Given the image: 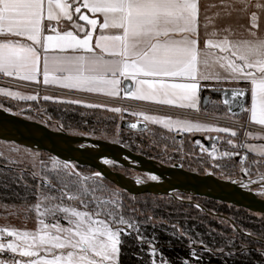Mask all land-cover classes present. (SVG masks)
<instances>
[{
    "label": "snow or ice",
    "instance_id": "obj_1",
    "mask_svg": "<svg viewBox=\"0 0 264 264\" xmlns=\"http://www.w3.org/2000/svg\"><path fill=\"white\" fill-rule=\"evenodd\" d=\"M77 3L78 6H74ZM236 4L243 6L240 11H247L251 0H232V3L220 0L218 5L208 7L221 9L215 13V18H222L231 16L232 11L236 10ZM255 7L261 9L264 5L257 3ZM82 8L96 18L81 14ZM74 14H79L78 19L86 21L92 30L85 31L81 24L75 23ZM64 18L73 22V27L83 33V38L72 30L61 32L51 23L48 30L54 34L44 35L45 21H55L59 25ZM199 18L200 0H0V73L13 76L21 71L34 70L39 60L37 46L45 51L70 50L72 54L53 57L51 69L45 57V84L49 82L48 72L51 70L60 74L56 78L64 81L65 87L89 92L107 91L109 95H118L117 85L121 81L117 77L127 78L131 74L143 78L137 79L135 92L129 88L124 90L126 96L174 105L175 100L171 97L179 95L181 100L188 101L179 104V107L196 109L197 81L221 79L217 71L219 68L228 74L224 78L251 84V120L264 126V38L256 36L255 29L259 27L257 13L252 12L250 16L248 31L253 38L242 40L232 39L233 33L229 27L217 30L214 17L205 13L203 27L207 38L203 49L199 47ZM210 26L213 30L208 32ZM97 28L100 34L96 35L93 42ZM18 38H26L31 43H22ZM214 49H218L219 53L214 52ZM177 77L192 82H166L168 78ZM20 78L32 80L34 76L26 74ZM233 92L243 95V90ZM224 103L229 101L225 100ZM111 110L121 111L119 108ZM144 119L156 123H165L166 120V127L171 128L174 123L188 132L194 128L201 131L206 127L186 120L173 122L170 117L158 119L145 115ZM215 130L230 131L228 128ZM231 135L236 136L237 133L232 131ZM260 155L264 156V152ZM62 167L69 169L72 166L65 163ZM151 179L157 177L152 176ZM260 179L264 181V175ZM43 185L50 191L59 192L60 196L41 193L40 201L29 210H36L41 217H55L63 212V218L70 226L64 227L58 223L48 225L41 219L42 235L0 228V233L7 232L10 237L18 236L22 241H32L26 246H18L13 242L6 245L0 243V253L7 249L29 258L14 259L13 264H117L123 229L113 228L111 224H126L128 228H132V224L122 215L117 216L114 209L109 210L108 201H100L99 197L92 195L98 189L90 191V186H84L79 180L61 178V186L57 187L45 178ZM68 187L76 190L68 198L79 199L83 210L61 207ZM45 203L48 206L40 211ZM89 205H94L92 211L88 210ZM108 217H113V220L109 221ZM55 250H59V254ZM41 252L45 255H41ZM0 264H5V261L0 259Z\"/></svg>",
    "mask_w": 264,
    "mask_h": 264
},
{
    "label": "rangeland",
    "instance_id": "obj_2",
    "mask_svg": "<svg viewBox=\"0 0 264 264\" xmlns=\"http://www.w3.org/2000/svg\"><path fill=\"white\" fill-rule=\"evenodd\" d=\"M5 88V86H0V107L10 112L42 122L55 130H64L72 134L100 138L122 143L123 145L129 144L138 151L144 152L146 156L158 159L165 164L175 165V163H179L181 167L194 172L210 174L240 183L246 189L254 191L264 198V181L260 179L264 175V156L260 155L261 152H264V139L253 137V134L249 132L252 127L251 124L249 130L231 128L229 133H224L215 130L222 128L215 121L170 117L173 122L186 120L192 124H200L206 127L201 131H196L194 128L193 131L188 132L174 123L171 128L166 127V120L165 123H156L152 120L144 119L148 123L149 128L146 131L136 132L123 129L121 122L127 119L135 120L137 115H141L143 118L147 115L158 119L169 117H161L149 113L140 114L144 113L140 112L143 111L142 109H134L137 112L130 113L129 110H124L122 107L99 101L67 100L40 95L39 93L32 95L35 99H21L18 95H8L10 92ZM45 97H48V99H45ZM72 101H78V103H72ZM88 105H100L101 107H88ZM214 106L218 109H227V107L222 106L220 98ZM114 108H119L121 111H112L111 109ZM60 109L69 110L77 120L67 123L63 118L53 115L52 112ZM224 116H227L225 118L226 121L235 119L234 115L229 113ZM240 118L243 120L248 119L245 115ZM232 131H235L237 135L232 136ZM178 132H182L183 135H179ZM214 134H219L220 142L213 143L210 148L201 140V136H198L203 135L205 138H210ZM245 134H247L246 139H244ZM228 141H232V143H228ZM225 153L229 155L226 156ZM104 161H109L107 163L108 166L127 176L153 180L151 177L154 175L141 173L113 160L104 159ZM65 163L72 167L69 169L63 168L62 166ZM10 166L17 168L19 170L18 173L14 171L8 172L5 169H0V173L10 176L14 181H18L19 183L16 186L21 183V187L33 199L27 201L29 200V195H27L24 201L19 204L0 202V228H6L9 231L17 230L20 233L27 231L42 235L43 226L39 222L41 219L48 225L58 223L64 227L70 226L67 220L63 218L65 216L63 212L58 213L55 217L48 215L41 217L36 210H29L40 201L41 193L60 196L59 192L50 191L44 187L43 180L45 178L57 187L61 186V178H70V181L79 180L84 186H90V191L93 188L98 189L92 195L99 197L100 201H108L107 207L109 210L114 209L117 216L122 215L126 221L132 224V228H128L126 224H111L113 228L119 227L123 229V232L134 230V224H137V219L133 216V213L138 216L148 214L152 217L153 204L160 201L171 209L175 207L184 211H200L210 213L216 217H222L226 225L230 223L238 229L240 228V221L254 222L253 216L257 218L264 216L262 213L252 211L245 213L238 206L221 205L220 201L214 204L204 196H195L180 191L163 194L164 196L131 193L106 179L90 166L62 160L48 151L38 150L32 146L0 139V167L7 168ZM245 169H247V172H245ZM20 171L28 172L29 175L27 176L30 177L29 184L19 179ZM96 174L99 175L97 176ZM75 191L71 187L65 189L67 194L63 198L61 207L69 206L83 210L79 199L72 200L68 198ZM180 202L192 205V207L182 209ZM47 206V203H45L40 211H43L44 207ZM93 209L94 205H89L88 210L92 211ZM217 210H222L226 213ZM152 218L158 222L161 220L160 218ZM107 219L112 221L113 217H108ZM262 240L264 241V239ZM9 242H13L18 246H26L28 243H32L31 240L22 241L18 236L10 237L7 232L0 233V243L6 245ZM151 249H155V246ZM55 251L57 254L59 253V250ZM41 255H45V253L41 252ZM0 259H6L7 264H13L14 259L27 260L29 258L21 257L18 252L14 254L6 249L0 253Z\"/></svg>",
    "mask_w": 264,
    "mask_h": 264
},
{
    "label": "water",
    "instance_id": "obj_3",
    "mask_svg": "<svg viewBox=\"0 0 264 264\" xmlns=\"http://www.w3.org/2000/svg\"><path fill=\"white\" fill-rule=\"evenodd\" d=\"M132 85L130 80H126L124 89H132ZM233 90L236 92L243 90V95H236ZM213 93L220 94L221 102L230 114L241 115L245 112L248 103L246 88H212L202 96L204 108L210 104ZM225 100L229 103L225 104ZM133 124L136 127H131ZM121 127L141 132L146 131L149 125L142 119H127L121 122ZM0 139L32 146L38 150L48 151L62 160L90 166L106 179L131 193L163 195L180 191L264 214V198L240 183L194 172L179 165L165 164L137 153L122 143L55 130L42 122L15 114L2 107H0ZM202 140L210 148L213 143L219 142L220 136L219 134H214L210 138L202 136ZM104 159L119 162L141 173L154 175L157 180L127 176L112 169Z\"/></svg>",
    "mask_w": 264,
    "mask_h": 264
},
{
    "label": "trees",
    "instance_id": "obj_4",
    "mask_svg": "<svg viewBox=\"0 0 264 264\" xmlns=\"http://www.w3.org/2000/svg\"><path fill=\"white\" fill-rule=\"evenodd\" d=\"M52 113L67 123L77 120L67 109ZM125 146L144 154L129 144ZM0 169L16 173L19 171L13 166ZM27 175L28 172L20 171L19 179L29 184L30 177ZM17 183L10 176L0 173V202L19 204L27 195V201L33 199L21 187V183L16 186ZM147 195L157 196L150 193ZM208 200L214 204L219 202L211 198ZM220 203L226 206L229 204ZM180 207L185 209L192 205L180 202ZM240 208L245 213L250 211ZM152 214V217L161 220L158 222L148 214L138 216L133 213L137 224H134V230L129 231L130 235L121 233L118 264H264V216H253L254 222L240 221L238 229L230 223L226 225L222 217L175 207L171 209L161 201L153 204ZM154 246L155 255L151 249Z\"/></svg>",
    "mask_w": 264,
    "mask_h": 264
},
{
    "label": "crops",
    "instance_id": "obj_5",
    "mask_svg": "<svg viewBox=\"0 0 264 264\" xmlns=\"http://www.w3.org/2000/svg\"><path fill=\"white\" fill-rule=\"evenodd\" d=\"M228 3H232V0H227ZM220 0H200V43L199 47L203 49L205 47V28L203 27L205 20L204 16L205 13L209 16L214 17V23L216 25L217 30L223 29L225 27H229L233 33L232 39L242 40V39H252L249 35V27H250V16L252 12L257 13V23L259 25L258 29H255L256 36L258 38H264V8L258 9L255 7L257 3L264 5V0H251V6L247 8V11H240L241 7L240 4L235 5V11H232L231 16H222V18H215V13L221 11L219 8H209V5L216 4L218 5ZM78 4V3H77ZM81 14L89 15L90 18H96L92 13H90L87 9L81 10ZM79 14H74L73 21L75 23H79L83 26L85 31H91V26L87 24L86 21H80L78 19ZM51 23L52 26L57 25L55 21L48 22L45 21V31L44 35L54 34L48 30V25ZM60 28L59 31L63 32L66 30H72L75 34H78L83 38V33L79 32L77 29L73 27V22H69L66 18H64L60 24L58 25ZM213 29L210 26L207 31L211 32ZM100 34L99 28H97L96 32L93 35V42H95L96 35ZM223 35V33H222ZM22 41V43L30 44V41H27L26 38H18ZM39 52V60L36 64L34 70L30 72L21 71L18 75L14 74L13 76H8L4 73H0V86L6 87L10 93L18 94V97H23L24 99L28 97H32L36 93L45 96L51 97H59L64 99H76V100H88V101H99L102 103H106L109 105H114L117 107H122L124 110H129L130 113L137 112L134 109H142L144 113L140 114H152L158 115L161 117H179V118H191V119H199V120H211L220 124L222 128L228 129H241L235 125L226 123L227 116L229 112L226 109H218L216 106V100H212L211 104L204 108L202 105V96L205 92L209 90V88H246L248 91V103L245 109V112L241 115H234V117H243L244 115L248 118L251 122V129L249 132L253 134V137L264 139V126L254 123L251 120V105H252V95H251V84L245 81H237L232 80L230 78H224L228 74L225 73L222 69L217 68V71L221 74V79H210V80H198L199 88L196 93V103L197 108H187V107H179L178 105L181 103H188V101H183L180 99L179 95L176 97H171L175 100L174 105H166L161 104L153 101H142L131 98L125 95L124 92V83L126 80H130L132 82V89L131 91L135 92L137 85V79L143 77H133L131 74L127 78L118 76L117 78L120 79L121 83L117 85L118 95H109L107 91H98V92H89L84 89H76V88H69L65 87V82L62 80L57 79L56 77L59 76V73H55L51 70L48 72V83H44V67H45V57L48 58L49 61V68L51 69V60L55 56L60 55H69L72 54L69 51L62 52L59 49H48L45 51L42 47L37 46ZM214 52L219 53L218 49H214ZM83 54V53H79ZM131 71V70H130ZM31 74L34 76L32 80H24L20 77ZM146 79H152L151 77H147ZM167 83H189L192 82L187 78H168ZM18 98V99H19ZM22 99V98H21ZM230 114V113H229ZM135 119H142L144 118L141 115H137ZM248 129V130H249ZM207 132V131H206ZM229 133V132H224ZM246 135L244 139H246ZM59 254V253H58ZM51 258V257H48ZM6 259H4L5 261ZM8 262L5 261V264ZM118 264V263H117Z\"/></svg>",
    "mask_w": 264,
    "mask_h": 264
},
{
    "label": "built area",
    "instance_id": "obj_6",
    "mask_svg": "<svg viewBox=\"0 0 264 264\" xmlns=\"http://www.w3.org/2000/svg\"><path fill=\"white\" fill-rule=\"evenodd\" d=\"M74 6H78V4H75ZM82 10H83V8H82ZM54 26H56L58 29L60 28L58 25H54ZM226 123L235 125L237 127H240L241 129L244 128L245 130H248L250 127V124H251L248 119L243 120L240 117H238V118L236 117L235 119L229 120Z\"/></svg>",
    "mask_w": 264,
    "mask_h": 264
},
{
    "label": "flooded vegetation",
    "instance_id": "obj_7",
    "mask_svg": "<svg viewBox=\"0 0 264 264\" xmlns=\"http://www.w3.org/2000/svg\"><path fill=\"white\" fill-rule=\"evenodd\" d=\"M212 88H215V87H212ZM212 88H209V90L212 89ZM209 90H208L207 92H209ZM219 98H220V94H218V93H213V94H212V100H216V101H218ZM212 100H211V101H212ZM248 100H249V97H248ZM210 104H211V102H210ZM210 104H209V105H210ZM221 104H222V102H221ZM209 105H208V106H209ZM222 106L226 107V106L223 105V104H222ZM226 110H227V109H226ZM227 111H228V110H227ZM235 118H236V117H235ZM178 134H179V135H183L182 132H178ZM198 136H201V140H202V136H203V135H198ZM202 141H203V140H202ZM219 142H220V140H219ZM157 160H158V159H157ZM159 161H160V160H159ZM168 165H169V164H168ZM175 165H179V163H175ZM179 166H180V165H179Z\"/></svg>",
    "mask_w": 264,
    "mask_h": 264
}]
</instances>
